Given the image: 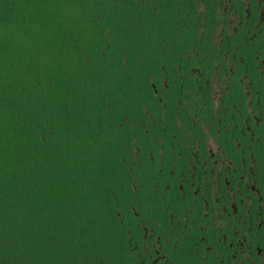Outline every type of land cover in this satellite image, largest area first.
Masks as SVG:
<instances>
[{"label":"trees","instance_id":"16d2710c","mask_svg":"<svg viewBox=\"0 0 264 264\" xmlns=\"http://www.w3.org/2000/svg\"><path fill=\"white\" fill-rule=\"evenodd\" d=\"M180 1L0 0V264H113L155 90L193 58Z\"/></svg>","mask_w":264,"mask_h":264},{"label":"flooded vegetation","instance_id":"af4514ba","mask_svg":"<svg viewBox=\"0 0 264 264\" xmlns=\"http://www.w3.org/2000/svg\"><path fill=\"white\" fill-rule=\"evenodd\" d=\"M187 2L193 58L155 90L113 264H264V0Z\"/></svg>","mask_w":264,"mask_h":264}]
</instances>
